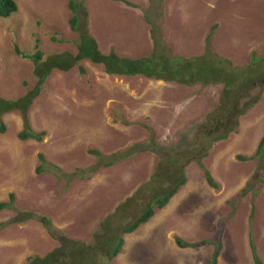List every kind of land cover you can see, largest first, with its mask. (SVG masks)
Segmentation results:
<instances>
[{
    "label": "rangeland",
    "instance_id": "rangeland-1",
    "mask_svg": "<svg viewBox=\"0 0 264 264\" xmlns=\"http://www.w3.org/2000/svg\"><path fill=\"white\" fill-rule=\"evenodd\" d=\"M15 1L18 13L0 18V100L19 101L35 89L33 56L39 52L42 63L79 52L69 0ZM78 1L85 2L89 31L106 55L200 56L215 27L212 49L242 72L253 53L264 57V0ZM249 80L259 101L239 118V127L186 167L187 185L126 235L123 253L104 264H209L219 241V264H256L252 241L264 264V170L252 158L264 135V67ZM223 90L221 84L109 75L89 60L68 71L53 69L28 109L34 130L47 132L43 141L19 139L20 110L1 114L7 133H0V203L12 192L16 203L0 211V223L31 211L47 216L58 235L94 246L105 218L156 172L159 153L187 156L201 144L199 129L219 108ZM40 153L47 162L38 174ZM206 169L218 188L208 184ZM142 194L126 207L121 227L145 211L149 193ZM177 238L195 246L180 247ZM59 245L38 220L9 225L0 231V264H26L30 255H47Z\"/></svg>",
    "mask_w": 264,
    "mask_h": 264
},
{
    "label": "trees",
    "instance_id": "trees-1",
    "mask_svg": "<svg viewBox=\"0 0 264 264\" xmlns=\"http://www.w3.org/2000/svg\"><path fill=\"white\" fill-rule=\"evenodd\" d=\"M68 6L72 12L70 19L71 29L73 32L79 34L78 55L58 56L46 63H42L40 62L42 53L39 52L36 56H33L35 65L37 66L36 75L38 76V84L35 89L19 101L0 100V117L2 113H8L14 110H20L23 113V130L19 133L20 140H44L47 132L34 131L30 122L28 109L33 103V100L40 95L53 69L68 71L82 60H89L94 64L102 65L105 72L109 75L124 77L144 76L158 81L176 82L184 86L221 84L224 90L219 108L209 116L207 123L203 124L199 129L204 137L201 144L196 149L190 151L187 156H182L181 152L176 150L169 157H163L159 153L161 158L156 172L147 183L136 191L132 198L120 204L114 213L109 214L105 218L101 224L102 233L99 235L94 246L69 239L63 235H58V231L54 228L52 221L47 216L39 215L35 212H19L9 221L1 222L0 231L9 225L38 220L44 225L49 234L60 242V245L47 255H30L26 264H104V261H112L115 259L124 250L126 244L125 236L136 232L141 226L147 224L158 210L165 208L180 190L187 185L186 167L194 160L201 162L207 156L208 150L215 142L227 139L230 133L239 127V118L246 115L259 101V98H254L249 92L251 86L249 78L264 67V57L258 58L253 53L252 62L248 65L246 71L242 72L233 65L231 60L221 57L212 49L211 42L215 27L207 37V48L203 55L182 58L166 53L169 57L166 61H163L161 53L153 52L152 56L132 59L120 57L115 52H111L108 55L103 54L100 51L96 39L89 31L87 24L89 11L85 2L69 0ZM18 11L19 6L15 0H0V18L8 19L18 13ZM153 31L152 29V34ZM15 50L17 55L24 58L28 57L19 48ZM250 100L252 102H249ZM245 102H247L246 106ZM241 104L243 107L240 109ZM223 125L227 126V128L221 134L220 127ZM0 132H7V126L3 121H0ZM138 147H140V144H137L132 150L136 152ZM91 153L100 158L103 156L100 150L94 149L91 150ZM114 157H117V154H114ZM252 158L258 159L260 168L264 170V135ZM39 161L40 164L37 168L38 174L45 171L47 159L43 153L39 154ZM113 164L114 162L106 163V166L110 167ZM205 176L211 187H219L212 173L207 169L205 170ZM145 191L149 193V204L145 211L134 221L121 227V223L119 222L122 221L125 215L126 207L134 199L142 198V193ZM15 203L16 194L12 192L9 195L8 201L0 203V211L13 208ZM177 244L183 248L195 246V244L183 242L181 238H177ZM214 244L215 250L208 260L209 264H218L223 250L222 242H216ZM251 249L256 264H263L258 254L257 246L253 241L251 242Z\"/></svg>",
    "mask_w": 264,
    "mask_h": 264
},
{
    "label": "clouds",
    "instance_id": "clouds-1",
    "mask_svg": "<svg viewBox=\"0 0 264 264\" xmlns=\"http://www.w3.org/2000/svg\"><path fill=\"white\" fill-rule=\"evenodd\" d=\"M18 6H19V5H18ZM8 113H9V112H8ZM33 129H34V128H33ZM34 131H35V130H34ZM36 132H38V131H36ZM0 133H1V132H0ZM6 133H7V132H6ZM2 134H5V133H2ZM46 135H47V134H46ZM29 140H30V139H29ZM32 140H34V139H32ZM34 141H37V140H34ZM38 142H40V141H38ZM38 159H39V155H38ZM39 162H40V161H39ZM46 162H47V161H46ZM152 176H153V175H152ZM152 176H151V177H152ZM150 179H151V178H150ZM150 179H149V180H150ZM149 180H148V181H149ZM148 181H147V182H148ZM138 190H139V189H138ZM180 191H181V190H180ZM135 193H136V192H135ZM135 193H133V194H132L130 197H128L127 199L132 198L133 195H134ZM179 193H180V192H179ZM179 193H178V194H179ZM178 194H177V195H178ZM174 198H175V197H174ZM127 199H126V200H127ZM126 200H125L124 202H126ZM171 201H172V200H171ZM124 202H123V203H124ZM121 204H122V203H121ZM169 204H170V203H169ZM169 204H168V205H169ZM168 205H167L166 207H168ZM166 207H165V208H166ZM165 208L161 209V211L164 210ZM115 211H116V210H115ZM113 213H114V212H113ZM156 214H157V213H156ZM156 214H155V216H156ZM155 216H154V217H155ZM154 217H153V218H154ZM151 220H152V219H151ZM151 220H150V221H151ZM150 221H149V222H150ZM149 222H148V223H149ZM127 235H128V234H127ZM125 239H126V238H125ZM219 242H222V241H219ZM123 251H124V250H123ZM122 253H123V252H122ZM118 256H119V255H118ZM118 256H117V257H118ZM220 256H221V255H220ZM219 260H220V257H219ZM218 264H219V263H218Z\"/></svg>",
    "mask_w": 264,
    "mask_h": 264
},
{
    "label": "crops",
    "instance_id": "crops-1",
    "mask_svg": "<svg viewBox=\"0 0 264 264\" xmlns=\"http://www.w3.org/2000/svg\"><path fill=\"white\" fill-rule=\"evenodd\" d=\"M151 35V34H150ZM118 204V203H117ZM120 205V204H119ZM167 208V207H166ZM135 233V232H134Z\"/></svg>",
    "mask_w": 264,
    "mask_h": 264
}]
</instances>
